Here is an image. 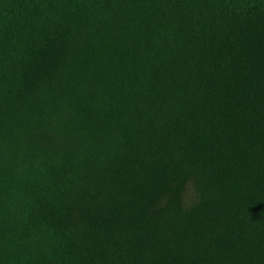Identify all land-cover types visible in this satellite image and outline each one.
I'll use <instances>...</instances> for the list:
<instances>
[{"label":"trees","instance_id":"trees-1","mask_svg":"<svg viewBox=\"0 0 264 264\" xmlns=\"http://www.w3.org/2000/svg\"><path fill=\"white\" fill-rule=\"evenodd\" d=\"M0 264H264V0H0Z\"/></svg>","mask_w":264,"mask_h":264}]
</instances>
